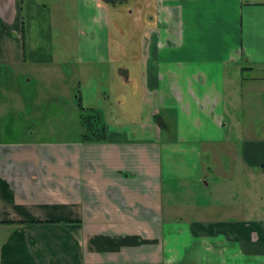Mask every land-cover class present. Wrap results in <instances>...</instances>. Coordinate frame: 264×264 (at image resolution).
<instances>
[{"label":"crops","instance_id":"crops-1","mask_svg":"<svg viewBox=\"0 0 264 264\" xmlns=\"http://www.w3.org/2000/svg\"><path fill=\"white\" fill-rule=\"evenodd\" d=\"M245 71L258 94L264 0H0V264H264ZM214 173L248 176L231 215Z\"/></svg>","mask_w":264,"mask_h":264},{"label":"rangeland","instance_id":"rangeland-1","mask_svg":"<svg viewBox=\"0 0 264 264\" xmlns=\"http://www.w3.org/2000/svg\"><path fill=\"white\" fill-rule=\"evenodd\" d=\"M249 78L253 77L247 75V72L245 71L243 73V77L241 78L243 80H239L238 95L235 99L233 95L232 101L230 99V95L226 96V105L228 107L226 108V119H228L229 115L232 113L236 116L237 122L234 123L233 126L227 125L225 133L228 137L236 135L240 136L241 138H239V142H243L245 135L247 134L252 135L256 138L255 140H264V106L260 107L261 102L264 104V89H260L258 85V94H254L251 89L249 91L247 84V79ZM228 91L231 92L230 86L227 87L226 93ZM51 111L52 109H49V111L46 112ZM214 177L217 178V180L214 179ZM247 178L248 176L245 174H240L237 177L234 174L233 177L231 174H228L227 177H222L216 173H214L213 176L209 174V177L205 178L209 187L207 190L205 189L203 199L205 198L206 200H211L213 204L217 203L215 204L216 209H223V214L231 215V213L236 212L232 211L234 209L233 206L235 201L238 198H241V200L243 198L242 192L249 184ZM221 183L224 187L222 191H219L218 188ZM255 185V201L256 207L259 209L261 205L264 204V182L256 180ZM222 202H224V204H220Z\"/></svg>","mask_w":264,"mask_h":264},{"label":"trees","instance_id":"trees-1","mask_svg":"<svg viewBox=\"0 0 264 264\" xmlns=\"http://www.w3.org/2000/svg\"><path fill=\"white\" fill-rule=\"evenodd\" d=\"M80 125L82 141H102L104 138V123L99 114L92 110H85L80 105Z\"/></svg>","mask_w":264,"mask_h":264}]
</instances>
